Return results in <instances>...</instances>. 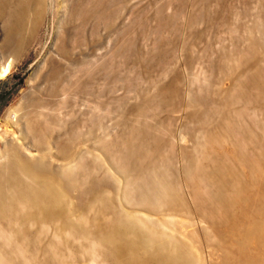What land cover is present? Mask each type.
I'll return each instance as SVG.
<instances>
[{
  "label": "rangeland",
  "instance_id": "obj_1",
  "mask_svg": "<svg viewBox=\"0 0 264 264\" xmlns=\"http://www.w3.org/2000/svg\"><path fill=\"white\" fill-rule=\"evenodd\" d=\"M8 1L0 167L13 145L31 157L42 146L55 166L85 148L87 188L113 181L121 215L143 222L155 200H133L177 191L170 219L189 264H264V0ZM97 155L116 182L88 166ZM23 199L0 192V264H113L94 231L23 219Z\"/></svg>",
  "mask_w": 264,
  "mask_h": 264
},
{
  "label": "bare ground",
  "instance_id": "obj_2",
  "mask_svg": "<svg viewBox=\"0 0 264 264\" xmlns=\"http://www.w3.org/2000/svg\"><path fill=\"white\" fill-rule=\"evenodd\" d=\"M35 1L37 6H42V2ZM46 2L52 5V0H46ZM18 4H14L13 8ZM3 5L5 4L1 2L0 13L3 16L17 15L16 11L9 12V14L3 12L5 9ZM8 31L10 37L12 29ZM12 39L9 38L8 41H12ZM39 119L40 117L36 119V122ZM38 130L40 129L33 132L31 137L36 141H41L39 135L44 131ZM47 134L51 137V133ZM47 140L50 143L51 139L47 138ZM60 143L61 140H57L56 145ZM37 148L42 154L39 157H31L13 145L11 151L6 153L5 161L0 167V192L11 188L13 192L23 195L24 199L21 204L29 208L26 215H21L23 219L27 217L33 221L45 220L53 225L56 218L61 217L66 221L71 234L76 230L85 232L88 228L96 233V239L102 246H107L105 250L113 264H189L184 252L181 254L179 252L180 249L188 245L183 236L182 238L177 236V220L170 219L177 216L176 190H169L170 194L165 200H162L163 195L167 193L160 185L158 192H147L141 196V201L133 200L131 206L136 209L145 205L149 200H155V207L152 209L154 216L146 215L145 221L140 222L139 211L131 215L129 212L124 215L118 213L115 202L118 199L119 187L113 181L100 177L87 188L91 181L85 179L87 172L84 163L87 164L85 155L91 154V152H86V149L83 148L82 153L69 157L71 152L65 151L63 155L67 157L66 161L55 166L51 158L48 160L49 156L43 152V147L37 145ZM94 159L98 161L100 156L97 155ZM73 163L77 164L67 169L66 173L65 166ZM104 163L107 164L106 161L96 162L95 160L88 166L98 173L108 174L116 182L117 178L111 172L110 165L104 168ZM72 191H75L77 199V204L73 208L72 203L75 200H65L64 194V192L69 194ZM85 199H90V203L87 204ZM194 213L199 214L200 212L194 210ZM65 214L76 216L78 219L66 218ZM135 218H138L139 221L136 222ZM3 221L4 219L0 215V222ZM119 221H126L129 228L122 226ZM55 225L62 230L65 226L64 223ZM35 232L37 231L35 230ZM138 237L140 238L137 239ZM137 247L143 248L142 260L134 254ZM124 250L128 252L126 258H122Z\"/></svg>",
  "mask_w": 264,
  "mask_h": 264
}]
</instances>
